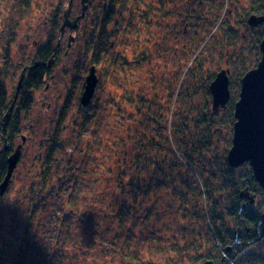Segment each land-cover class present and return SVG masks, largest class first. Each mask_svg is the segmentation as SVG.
I'll use <instances>...</instances> for the list:
<instances>
[{"label": "trees", "instance_id": "obj_1", "mask_svg": "<svg viewBox=\"0 0 264 264\" xmlns=\"http://www.w3.org/2000/svg\"><path fill=\"white\" fill-rule=\"evenodd\" d=\"M67 1L59 0L49 19L47 39L29 59L28 65L36 63V67L27 69L22 64L21 69L27 72L7 125V129L12 128V134L19 125L20 112L28 107L30 92L39 89L46 79L43 63L47 64L54 54L56 31ZM93 1L100 9L97 33L83 36L81 43L90 52V63L104 69L102 80L110 77V139H113L110 165L114 166L110 168V182L101 177L99 182L105 180L106 184L91 186V191L101 190L100 195L109 192L110 206L106 213L98 209V224H103V231L96 235V247H83L90 258L98 250L94 260L86 256L78 263L72 259L73 253L78 254L82 249L73 248L65 256L62 250L72 240L65 239L49 255L50 261L58 264L66 257L68 264H264V191L255 182L248 164L233 169L226 160L240 81L261 58L259 45L264 38V24L251 27L248 19L264 15V0H228L224 14L220 12L221 0H174L171 5L178 8L174 14L163 0H128L130 7L119 16L121 27L115 28L111 35L108 29L114 19L110 23V14L118 0H89V3ZM156 1L161 7L156 6ZM30 2L10 0L0 5L3 11L0 42L4 55L0 69V131L2 119L13 101L4 78L9 75L14 79V74H9L13 66L11 48ZM211 3L216 7L212 14L205 9ZM74 33L79 35V28ZM110 36L117 39L114 46L120 50L111 55L109 62L104 61V68L102 56L106 50L110 54L107 40ZM144 65L149 68L148 75L154 84L158 82L162 87V97L157 94L148 97L139 77L132 89L127 88L128 71L134 69L139 75ZM159 69L161 75L157 79L155 72ZM221 70L229 71L230 99L223 111L213 112L209 85ZM82 90L83 84L80 94ZM198 94L202 105L194 100L199 98ZM155 103H158L156 107ZM86 110L88 117L84 122L91 125L90 116H96L99 107L94 109L90 105ZM62 125L59 117L48 139L44 170L48 176L54 173L57 155L70 147V159L66 158L65 164L71 175H64L56 187L51 184L48 187L43 179L40 187L43 196L67 191L64 200L68 211H73L77 197L83 194L85 175L95 172L94 152L89 149L93 143L87 141L78 149L86 133L84 126L68 141L61 136L60 126L67 128ZM107 153L104 159L108 158ZM2 160L0 183L7 170ZM28 194L30 197L36 194L33 186ZM43 196L39 198L44 202ZM29 200L22 210L18 208V214L23 212L24 217L20 225L17 226L15 217L4 221L11 227L9 240L16 238L17 254H20L14 264H25L31 244L30 227L42 206V202ZM74 218L68 215L65 225L69 226ZM66 226L64 231L68 230ZM228 253V260H223Z\"/></svg>", "mask_w": 264, "mask_h": 264}, {"label": "rangeland", "instance_id": "obj_2", "mask_svg": "<svg viewBox=\"0 0 264 264\" xmlns=\"http://www.w3.org/2000/svg\"><path fill=\"white\" fill-rule=\"evenodd\" d=\"M5 1L8 2L10 0H0V5H4ZM209 1L211 2L212 0H207V2ZM173 2L174 0H163V3L166 6L168 5L167 7L169 8V11H171L170 13L174 14L178 8L171 5ZM58 4L59 0H31L30 7L24 14V21L17 30L15 42L11 48L12 52L10 59L13 60V66L11 68L12 73L9 72V74H14V79L12 80L9 75H6L4 78L6 83L10 86L8 95L11 99L16 93V84L22 71V64L28 66V68H32L36 64L35 63L34 65L29 66V59H32L31 56H34L35 52L38 50V45L47 39L50 32L49 19L51 18V13H53ZM220 4H222L220 12L224 14L226 8L229 6V2L228 0H221ZM186 5H188V2L185 4V7ZM156 6L161 7L159 1H156ZM213 6L211 3L210 5H207L205 9H209V12L212 14L216 10V7L213 8ZM1 7L0 18L3 19V11L1 10ZM80 7L81 5L79 4V1L73 0L70 17L78 14ZM86 7L87 9H85L84 18H82L78 27L79 35H76L74 32L69 33L68 29H65L63 33L60 34V26L58 27L56 36L59 45L57 47L56 55H54L56 61L49 67L48 70L44 71V75L46 76L45 82L38 90L31 93V99L27 103L29 112L24 116L26 118H23L21 126L23 129H27L30 124H33L35 129L38 127L41 128L40 134H42L47 128L51 135L56 122H59V117H62L63 125L67 128L64 130V128L60 126L59 130L61 132V136L68 141H70L69 138H74L73 135L75 134V131L79 132V129L84 126L86 133L80 141L78 149L81 150L83 144L87 141L93 143L92 147L89 149L91 152H94L93 158L95 161L92 165V170L95 172L93 175H91L90 172L85 175L83 194L77 197L76 209L68 211V206L64 200L67 191L63 192L61 195L47 194L46 196H43V190L40 187V182L37 183L36 179H34L37 168L30 164L29 157L31 154H29L23 163L26 164L25 169L18 168L14 172L12 183L5 196L0 201V228L2 227V233L0 234V264H14L13 262L17 260V257H20V254H17L16 238L13 236V239L9 240L11 227L8 228L9 226L7 227V223L4 221L8 218L12 219V217H15L17 218V226L20 225L24 217L23 212L18 214V208L22 210L28 204L27 199L29 200L31 198L33 201H37L38 203L42 202V206L39 208L37 212L38 215L34 217V223L30 227L29 239L31 244L29 250L26 252L25 264H54L55 261H50L49 255L54 254L56 252L55 247H58V243L60 241L63 242L65 239H72L71 242L68 243L67 248L62 250V252H66L65 256L69 252H72L73 248L77 250L82 249V251H78V254L76 251L73 253L75 258L72 259H76V262L78 263H81L86 256L87 258L94 260L98 254L97 250L93 252V256L90 258V254H86L83 251V247H89L91 249L96 247L98 242V237L96 235L99 236L100 230L103 231V224H98V209H101L106 213L108 211V206H110V193L105 191L100 195L99 192L101 190L94 191L92 193L91 186L101 187L106 184L105 180L99 182L102 178H108L110 182V168H113L114 166L110 165V142L113 140L110 139L111 81L110 77L108 79L106 78L105 81L102 80L104 79V69L102 70L100 69L102 67L99 65L94 66L90 63V52L89 50L85 51L84 45L81 43V38L83 36L95 35L97 33L96 26L99 25V4L96 1L89 3L88 0V3L86 2ZM129 7L130 3H128V0H118V4L114 6V9L110 14V23L112 19H114L113 23L109 26V29L107 28L108 31L110 30V35L114 32L113 30H115V28L118 29L121 27L119 16ZM61 22L62 20L59 21V24H61ZM220 23L221 22L218 21L216 25L219 26ZM1 29L2 27L0 24V31ZM213 30H215V27ZM80 33L82 34L81 36ZM251 34L252 33H250V35ZM69 36L73 38L72 42H69ZM107 40L110 42V48L108 50V54H110L108 56L106 50L105 55L102 56V59L104 60L101 59V63L104 68V61L109 62L112 57L111 55L116 54V51L120 50L119 48L115 49L116 47L114 46L117 39L110 36ZM1 48L2 42H0V69L2 67L1 55L2 57L4 56ZM126 60L128 61V58H126ZM259 60L260 57L258 62ZM258 62L256 65H252V69L257 66ZM43 65L47 66L46 63H43ZM90 67H94L95 75L98 80L94 96L90 103L91 106H94V109L99 107L97 115L90 116V119L92 120L91 125L84 122L88 117V111L84 109L86 107L76 105V98L79 100L80 88L82 84L84 85V80L88 75ZM148 69L145 68L144 65L142 71H139V75L133 71L134 69L128 71L130 80L129 84L127 83V88L132 89L134 81L139 77V81H142L141 85L145 88V90H147L146 94L148 97L152 96V94H154V96L157 94V97H162V87H159L158 82L157 84H154L155 81L150 78V75H148ZM157 71L158 72L155 73L158 79L160 78L158 75H161V72L160 69ZM74 78L78 79L75 80ZM150 81L152 84H150ZM146 83H149V88V85L147 86ZM165 86L166 85L164 84V87ZM69 92H71V94ZM197 97L199 98L194 99L195 102L198 105H202L203 100L200 94H198ZM157 105L158 103H155L154 107ZM66 106L67 109H65ZM94 114H96V112ZM42 144L43 143L41 141L32 138L30 140V145H32L31 153L34 149L40 152L44 146H41ZM86 151H88L87 147H85V152ZM70 152L71 149L69 147L65 149L64 154L57 155L54 165L56 166V171L54 173L48 176L47 173L44 172L49 184L53 187L57 186V179H61L64 175L67 177L71 175L70 171L66 170L67 165L65 164V159H70ZM105 152H109L107 153L108 158L106 159H104ZM102 154L103 159H101ZM81 159L82 158H80V160ZM66 182L68 184L70 183L69 181ZM29 185L33 186L36 192V194H33L32 197L28 194ZM108 188L110 189V186ZM52 190L57 191L56 188H53ZM40 196H43L44 202L41 200L42 198H39ZM117 201H119V199L114 202L117 203ZM100 204H105L106 206L99 207ZM68 215H73V218L76 216L78 217L74 218L69 226H66L65 222ZM106 222L110 225V221ZM65 226L68 227L67 231H64ZM13 227H15L14 224ZM16 230L17 228L15 227V231ZM229 253L223 256V260H228L227 256ZM66 261L67 258L65 257L58 264H68L70 262L69 260L67 262Z\"/></svg>", "mask_w": 264, "mask_h": 264}, {"label": "water", "instance_id": "obj_3", "mask_svg": "<svg viewBox=\"0 0 264 264\" xmlns=\"http://www.w3.org/2000/svg\"><path fill=\"white\" fill-rule=\"evenodd\" d=\"M72 2L73 0H68L66 8L63 11L62 22L59 27L60 34H62L65 29H68L70 32L76 31V21L84 16L87 0H80L81 14L74 18L69 17ZM260 24H264V15L259 17L251 16L248 19V25L251 27ZM72 41L73 38L69 36V42ZM58 45L59 42L56 43L52 57L57 52ZM259 48L261 53L260 61L255 68L246 72L240 81L239 98L235 103L233 112L235 122L233 124L231 147L228 150L226 160L228 165L233 169L248 164L252 170L255 182L264 191V38ZM52 57L47 63V67L52 65ZM34 67H36V65ZM34 67L29 69H33ZM23 73L24 70L20 74L17 83L15 99L21 87ZM97 83L98 80L95 75V69L94 67H90L79 97V104L82 107H87L90 104ZM209 93L211 95L212 111H223L230 99L228 70H221L216 74L209 85ZM13 105L14 103H11L7 113L3 117V133L8 124ZM20 149L21 146H19L7 159V172L3 181L0 183V198L5 194L10 184L12 174L16 169L20 157Z\"/></svg>", "mask_w": 264, "mask_h": 264}, {"label": "flooded vegetation", "instance_id": "obj_4", "mask_svg": "<svg viewBox=\"0 0 264 264\" xmlns=\"http://www.w3.org/2000/svg\"><path fill=\"white\" fill-rule=\"evenodd\" d=\"M79 1V4H80V0ZM73 3V2H72ZM87 3H88V0H87ZM72 7V6H71ZM87 7H88V4H87ZM86 7V9H87ZM72 10V9H71ZM71 13V12H70ZM81 14V7H80V10H79V13L76 14V15H73L70 17V18H74L76 16H79ZM84 15H85V12H84ZM82 18H79L77 21H76V31L79 27V24L81 23L82 21ZM60 20H62L60 18ZM69 31V30H68ZM74 32V31H72ZM69 33H71L69 31ZM55 60V58H53ZM55 61H53L54 63ZM52 63V64H53ZM46 67V70L49 69V67L45 66ZM27 69H29L27 67ZM27 69H23L24 70V73H23V79L26 75V72ZM22 70V71H23ZM21 71V73H22ZM19 79V78H18ZM23 81V80H22ZM45 82V80H43V83ZM17 83H18V80H17ZM17 85V84H16ZM21 85H22V82H21ZM41 87V86H40ZM20 90H21V87H20ZM19 90V92H20ZM38 90V89H37ZM18 92V94H19ZM35 91H31V93H34ZM71 94V92H69ZM69 94V95H70ZM18 97V95H17ZM16 97V98H17ZM16 99H15V94L13 96V101L12 103H15ZM80 105V104H79ZM91 105V103L84 109H87L89 108V106ZM14 107V105H13ZM13 110V109H12ZM29 112V107H27L26 109L22 110V112H20V121H19V125L18 127L15 129L14 133L12 134V128L9 127V129H7V126H6V129H5V132L3 133V127H2V124H3V119H2V123H1V131H0V165L2 164L3 160H5V163H6V169H7V159L10 155H12L14 153V151L19 147L21 146V149H20V157H19V160H18V163H17V166H16V169L14 170V172L18 169V168H23L25 169L26 167V164H23L25 162V158L28 157L29 154L30 157H29V162L30 164H32L33 166H35L37 168V172H36V176L34 177V179H36V182L37 183H41L43 181V179H46V184L47 186L49 185V181L48 179L46 178V175L44 174L45 172V155L47 154V148L49 147V137H50V133L48 132V129L46 128V130L40 134V130L41 128H34L33 124H30L29 127L27 129H23V127L21 126L22 124V121H23V118H26L24 117L27 113ZM12 113V111H11ZM11 113H10V116H11ZM10 119V117H9ZM9 122V120H8ZM8 125V124H7ZM36 137L37 140L41 141L43 144L41 146H43V149L40 150V152H38V150L34 149V151L31 153L32 151V145H30V140L32 138ZM43 138H45L44 140H42ZM40 154V155H39ZM44 160V161H43ZM75 161V160H73ZM43 163V165H42ZM53 171V170H52ZM51 171V172H52ZM7 172V170H6ZM14 172L12 174V177H11V180H10V184L9 186L11 185L12 183V178L14 176ZM60 180L57 179V182ZM3 181V180H2ZM9 186L6 190V192L8 191L9 189ZM31 186V185H29ZM50 187V186H48ZM30 188V187H29ZM5 192V194H6ZM5 194L0 198V201L3 199V197L5 196Z\"/></svg>", "mask_w": 264, "mask_h": 264}]
</instances>
